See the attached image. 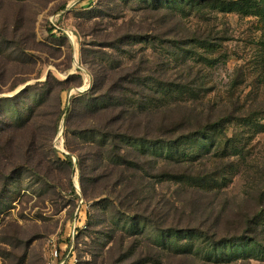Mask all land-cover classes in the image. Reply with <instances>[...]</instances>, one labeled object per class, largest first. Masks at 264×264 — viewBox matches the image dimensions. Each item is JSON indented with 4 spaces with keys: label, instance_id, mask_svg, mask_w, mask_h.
I'll use <instances>...</instances> for the list:
<instances>
[{
    "label": "trees",
    "instance_id": "1",
    "mask_svg": "<svg viewBox=\"0 0 264 264\" xmlns=\"http://www.w3.org/2000/svg\"><path fill=\"white\" fill-rule=\"evenodd\" d=\"M214 3L227 11L238 6L226 1ZM214 3L211 0H139L138 9L153 17L147 18L149 22L134 25L133 35L106 41L101 48L122 52L125 56L130 53L122 48L145 43L152 59L143 55L135 61L136 57L130 55L135 62L129 66L123 59L114 63L108 53H102L98 64L88 61L90 54L86 55L82 62H91L94 84L89 91L74 97L69 105L64 102L63 94L72 87H80L81 78L76 77L78 82L74 85H71L72 76L55 80L52 85L51 73L43 83L27 85L16 96L0 99V103L34 99L21 116L0 124V154L8 157L0 172L7 168L12 174L29 172L37 183L45 188L52 185L55 190L61 189L55 182V173H65L67 189L78 200L72 181L76 166L80 197L93 204L95 199L104 196L99 200L101 210H109L111 215L120 218L119 230L111 228L112 235L105 237L107 243L117 245L114 257L107 251L108 258L114 259L113 264L125 261L130 264H223L226 260L220 257L229 258L228 251L241 257L236 261L251 259L246 254L252 251L260 253L264 260L261 203L245 213L239 207L234 212L223 195L204 188L216 182L217 173L209 166L215 164L217 152H228L229 156L242 153L234 144L216 145V134L224 138V126L233 118L201 117L200 113L196 118L188 114L187 103L197 102L206 88L191 87L182 73L174 71L188 58L198 64H202L200 61L208 64L210 59L201 58L195 48L210 44L194 35L188 39L186 32L179 28L182 23L178 16L184 19L190 12H201V8ZM161 13L165 14L164 24H170L164 32L157 31V23L154 21L155 27H152L150 21ZM90 15L94 13H87ZM22 30L18 23L15 27L9 24L0 29V42L6 50H11L12 56L25 57L36 42L31 35L30 45L23 43L19 37ZM148 31L153 33L148 35ZM188 46L190 50L185 49ZM24 65H19L20 71L25 69ZM18 74L29 76L31 73ZM39 77L40 74L35 79ZM28 80L27 77L14 84L9 91ZM62 119L67 154L45 146L51 145L58 134ZM71 137L81 144L73 145ZM199 140L206 141L207 145H194ZM170 184L176 187L166 194L164 185L169 191ZM102 216L105 217L103 213ZM128 239L133 241L128 244Z\"/></svg>",
    "mask_w": 264,
    "mask_h": 264
},
{
    "label": "rangeland",
    "instance_id": "2",
    "mask_svg": "<svg viewBox=\"0 0 264 264\" xmlns=\"http://www.w3.org/2000/svg\"><path fill=\"white\" fill-rule=\"evenodd\" d=\"M211 1L237 3L238 6L227 11L214 3L201 8V12H188L190 16L184 19L178 16L182 23L179 28L186 32L188 39L194 35L210 44L206 48H195L201 58L210 60L208 64L199 60L202 64H198L188 58L174 71L182 73L191 87L206 88L197 102L187 103L188 114L196 118L197 113L201 117L233 118L224 126V138L215 133L218 136L216 145L234 144L242 149V153L237 156L222 151L214 153L215 164L209 166L208 163L207 166L217 173L216 182L206 184L204 188L223 195L232 211L239 207L245 213L260 203L264 209V132H261L264 125V0ZM138 3L139 0H0V29L9 24L15 27L18 23L20 29L23 27L19 35L22 42L29 46L31 35L36 41L25 57L20 54L12 56L11 50H6L5 44L0 42V99L16 96L27 85L43 83L51 73L52 85L55 80L63 81L69 76L74 77L71 81L74 85L78 82L76 77L81 78L80 87H72L63 94L64 102L69 105L74 97L92 88L94 73L90 63H100L102 53L112 55L114 63L123 59L129 66L143 55L152 59L145 43L122 48L134 55L135 61L128 54L124 56L122 52L101 48L106 41L133 35L134 25L149 22L147 18L153 16L141 12ZM89 12L94 15L87 16ZM20 18L21 22L18 21ZM164 18L163 13L156 15L150 20L152 27L156 26L159 32L166 31L170 24H164ZM152 33L148 31L147 34ZM185 49L190 50V47ZM88 54L91 62L83 63L82 59ZM19 65L26 67L20 71L22 67ZM18 73L31 74L19 76ZM39 74L40 77L35 79ZM27 77L29 80L25 84L9 91L11 86ZM30 102L23 98L14 103H0V124L21 116ZM71 142L81 144L74 137ZM194 145L204 146L207 142L199 140ZM45 146L67 154L64 119L51 145ZM72 159L75 163V156ZM7 162L8 157L0 154V166ZM8 170L0 172V264H46L49 242L65 234L75 217L79 199L76 200L67 189L65 173H55V182L61 186L55 190L52 185L45 188L37 183L32 173L19 171L12 174ZM72 181L76 195L80 197L82 192L76 166ZM175 187L170 184L169 191H166L168 187L164 185L163 192L169 194ZM103 198L95 199L93 204L85 201L90 205L85 229L78 230L79 236L74 244L78 264H113L114 259L108 258L107 251L110 250L114 257L117 245L107 243L105 237L112 235L111 228L119 230L120 218L111 215L109 210H101L99 200ZM101 213L105 217H101ZM132 241L128 239V244ZM228 252L229 258L220 257L226 260L223 264H264L256 251L246 254L251 259L245 261H236L241 257Z\"/></svg>",
    "mask_w": 264,
    "mask_h": 264
},
{
    "label": "built area",
    "instance_id": "3",
    "mask_svg": "<svg viewBox=\"0 0 264 264\" xmlns=\"http://www.w3.org/2000/svg\"><path fill=\"white\" fill-rule=\"evenodd\" d=\"M89 204L79 197L77 210L72 223L69 225L65 234L60 238L52 239L49 242V251L46 264H78V258L75 250V241L79 236V231L85 229L87 210ZM58 244V242H60Z\"/></svg>",
    "mask_w": 264,
    "mask_h": 264
},
{
    "label": "water",
    "instance_id": "4",
    "mask_svg": "<svg viewBox=\"0 0 264 264\" xmlns=\"http://www.w3.org/2000/svg\"><path fill=\"white\" fill-rule=\"evenodd\" d=\"M24 88H25V87L21 88V89L19 90V92L22 91Z\"/></svg>",
    "mask_w": 264,
    "mask_h": 264
}]
</instances>
